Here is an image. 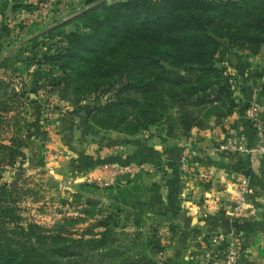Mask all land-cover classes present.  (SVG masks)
<instances>
[{"label":"rangeland","instance_id":"374dc122","mask_svg":"<svg viewBox=\"0 0 264 264\" xmlns=\"http://www.w3.org/2000/svg\"><path fill=\"white\" fill-rule=\"evenodd\" d=\"M116 1L121 0H0L2 31L14 29L22 35L12 42L16 55L10 67L0 71V185L15 190L8 200L15 206L16 221L23 226L31 222L83 240L98 238L106 229L105 247L95 249L92 243L85 248L87 264H170L168 258H198L197 245L167 240L165 221L169 216L163 209L155 204L146 210L135 207L140 189L117 184L99 187L96 179H89L70 163L71 149L64 138L82 146L85 141L76 130L116 131L105 128L102 120L107 112L97 109L115 100L117 91L128 81L116 75L80 77L85 67L79 69L73 63L76 59L67 58L64 65V60H52L51 56L66 46L64 35L75 29L78 15L95 5ZM253 11L251 17L242 20L233 19L229 13L223 15L218 8L201 7L199 11L210 19V32L219 44L209 66L223 70L205 81L223 78L224 84L230 83L232 96L233 79L240 77L238 68L247 66L251 58H264V5ZM8 19L15 20L14 25H9ZM235 63L241 66L235 67ZM62 69L69 74L64 88L56 85L62 81ZM121 94L134 97L135 92ZM131 112L127 107L119 111L136 126ZM156 126L164 130V117L128 135L147 138ZM180 133L175 126L174 134Z\"/></svg>","mask_w":264,"mask_h":264},{"label":"trees","instance_id":"16d2710c","mask_svg":"<svg viewBox=\"0 0 264 264\" xmlns=\"http://www.w3.org/2000/svg\"><path fill=\"white\" fill-rule=\"evenodd\" d=\"M261 2L121 0L101 3L74 19L75 29L64 35L66 46L51 59L64 60V65L67 58L76 59L73 63L79 69L85 67L80 70L83 73L78 74L80 77H127L128 82L124 89L117 91L116 99L97 109L107 112L108 119L102 120L105 128L128 135L164 117L166 136H187L192 128H207L212 118H225L235 109L230 83L224 84L223 78L205 81L223 70L209 66L219 44L210 32V19L199 13L201 7L218 8L223 15L229 13L233 19L242 20L251 17L256 7L264 5ZM62 72V81L56 85L64 88L69 74L65 69ZM192 73H196L193 83ZM128 91L135 92L134 97H121V92ZM121 107L132 111L130 114L138 125L119 113ZM165 110L168 111L163 113ZM200 118L205 121L202 123ZM175 126L181 129L178 135L174 134ZM14 191L6 184L0 185V264H87L89 255L84 250L88 245L94 243L95 249L105 247L106 229L98 238L83 240L51 232L31 222L23 226L16 221L15 206L9 204L8 197Z\"/></svg>","mask_w":264,"mask_h":264},{"label":"crops","instance_id":"0c3cea01","mask_svg":"<svg viewBox=\"0 0 264 264\" xmlns=\"http://www.w3.org/2000/svg\"><path fill=\"white\" fill-rule=\"evenodd\" d=\"M3 22L0 15V24ZM7 23L14 25L15 20L8 19ZM21 37L14 29L5 33L0 27V71L10 67L11 58L16 55L12 42ZM250 60L245 64L247 66L234 65L241 66L238 68L240 77L233 79L235 109L227 117L213 118L207 128L194 127L187 136L179 138L166 136L159 126L151 128L152 134L147 138H140L141 134L129 136L116 131L76 130V135L85 142L77 146L64 138L71 149L73 161L70 163L77 171L85 172L89 179L101 176L100 166L105 161L145 163L148 166L146 171L126 178L118 187L133 185L141 190L135 203L137 209L146 210L153 204L163 209V213L169 216L165 221L169 230L167 240H181L196 246L208 233L220 232L229 241V232L235 230L242 242L238 264H264V155H257L250 168L245 153L217 151L220 142L231 134L241 136L247 146L256 142L253 124L246 116L251 102L259 104L264 121V58ZM89 138L93 140L88 141ZM185 139L190 140L199 153L194 168L197 172L210 171L212 177L209 181L197 177L189 181L182 179L179 153ZM246 169H249L251 188L249 201L242 215L230 220L226 188L245 176L242 172ZM147 214L152 213L147 211ZM168 259L170 264H196L195 258Z\"/></svg>","mask_w":264,"mask_h":264},{"label":"built area","instance_id":"2783aa9c","mask_svg":"<svg viewBox=\"0 0 264 264\" xmlns=\"http://www.w3.org/2000/svg\"><path fill=\"white\" fill-rule=\"evenodd\" d=\"M260 111V106L256 102H251L246 110V116L252 122L256 136V142L252 146H247L241 136L231 134L220 142L217 151L223 154L243 152L247 155L250 168H252L256 156L264 155V121L260 116ZM181 147L179 158L182 179L189 181L197 177L200 180L209 181L212 177L210 171L197 172L194 168L199 153L193 147L192 142L185 139ZM147 169L148 166L143 162L123 164L105 161L100 166L101 176L95 180V183L99 187L108 188L115 184L119 185L126 178L138 175ZM250 193L249 178L246 176H241L226 188V196L230 202L228 213L230 220L242 215L248 204ZM228 239L229 241H226L225 236L220 232L203 236L195 249L199 253L198 258H195L196 264H238L242 242L235 230L229 232Z\"/></svg>","mask_w":264,"mask_h":264},{"label":"water","instance_id":"95a60500","mask_svg":"<svg viewBox=\"0 0 264 264\" xmlns=\"http://www.w3.org/2000/svg\"><path fill=\"white\" fill-rule=\"evenodd\" d=\"M242 173H243L246 177H248V175H249V169L244 170ZM91 201H92V203H94V204H97V203H98V200H91Z\"/></svg>","mask_w":264,"mask_h":264}]
</instances>
